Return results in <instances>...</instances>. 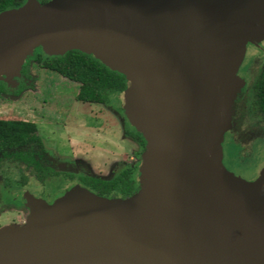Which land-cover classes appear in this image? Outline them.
Here are the masks:
<instances>
[{
	"label": "water",
	"instance_id": "1",
	"mask_svg": "<svg viewBox=\"0 0 264 264\" xmlns=\"http://www.w3.org/2000/svg\"><path fill=\"white\" fill-rule=\"evenodd\" d=\"M252 42L264 44V0H25L1 11V80L12 84L36 47L92 54L124 74L114 100L147 145L129 197L76 185L51 203L26 200L31 221L0 230V264H264V172L249 181L224 166L218 116Z\"/></svg>",
	"mask_w": 264,
	"mask_h": 264
},
{
	"label": "rangeland",
	"instance_id": "2",
	"mask_svg": "<svg viewBox=\"0 0 264 264\" xmlns=\"http://www.w3.org/2000/svg\"><path fill=\"white\" fill-rule=\"evenodd\" d=\"M44 55L47 54L41 47L34 48L30 54L26 55L23 63L27 61L28 70L33 76L31 83L33 85L16 97H2L0 115L2 117L16 116L35 122L40 141L51 152L50 154L56 158H74L98 176L108 177L113 169L124 165L130 166L134 171L140 168L142 159H138V153L142 148L125 139L121 134L120 111H118L119 105L114 100L115 93L111 95L109 105L76 100L77 83L41 65ZM257 66L264 70V59L260 60ZM258 72L259 70L256 73L259 74ZM237 88V85H233L234 91L231 95L230 90L227 91V99L232 103L240 93V89ZM244 116L246 118L243 117L244 119L239 123L242 130L248 133L255 130L263 131L262 118L250 110H247ZM262 140L257 136L250 142L252 150L249 148L251 151L245 156L247 165L234 159L237 157L235 155L231 159L232 165L245 170L244 167L252 162V158H261L264 155ZM252 170L256 175L257 167ZM259 170L264 172V167ZM10 173L17 176L13 164ZM256 179L257 177L254 180ZM11 183L15 187L10 194L7 190L4 192L5 189L0 186V230L25 226L31 221L30 210L27 209L29 207L23 208L20 201L15 199L17 197L16 182L12 180ZM45 183L42 190L47 193L46 195H50L47 201H54L63 182L47 181ZM30 191L31 193L25 194L20 200L37 201L39 199L47 202L46 199L35 197L36 190ZM65 193L59 194L57 198L63 197Z\"/></svg>",
	"mask_w": 264,
	"mask_h": 264
},
{
	"label": "flooded vegetation",
	"instance_id": "3",
	"mask_svg": "<svg viewBox=\"0 0 264 264\" xmlns=\"http://www.w3.org/2000/svg\"><path fill=\"white\" fill-rule=\"evenodd\" d=\"M264 59V44L261 43H249L247 50L245 52L244 57L240 61V65L238 68V74L241 77L242 84L237 85V89H240V93L238 97L234 100V103H231L227 106L224 111L218 116L223 120L226 131L224 133V140L222 143L223 147V156L222 161L224 166L238 176L246 179L254 181L256 177H258L262 167H264V155H262L259 159H253L252 162H249L247 167H244L243 170L241 167L232 165L231 159L237 156L236 159L239 162L247 165L245 156L246 153L251 151L250 142L255 140L256 137H260L264 142V129L261 132L252 131L247 132L242 130L239 123L240 120L246 118L244 114L247 110L255 113L264 121V109L261 107L262 100L264 98V70L260 68L258 62ZM26 65V71L23 68ZM257 70H259V74H257ZM1 80V79H0ZM33 76L30 75L28 70L27 61L21 65L20 74L17 77H14L13 83L8 84L5 81V93H3L2 97H13L19 95L23 90L28 87H32ZM24 84V88H21L18 93H15V90L18 89L21 85ZM247 103V106H246ZM104 104V103H103ZM106 105H109L108 102H105ZM224 108V107H223ZM120 123L119 128H121V134L125 139H128L130 142L137 144L140 146L141 152L138 153V159H142L141 156L145 152L147 141L144 135L137 131L130 123L128 117L123 114L122 108L118 106ZM250 116V115H249ZM244 117V118H243ZM251 150H250V149ZM15 150H21L22 152L27 153L28 155H32L34 159L38 160L40 165L44 168L49 169L50 173L46 175L42 180L37 176L36 171L33 169L32 165L24 164L18 160H16L12 152ZM43 143L34 144V145H21L16 148L9 147L5 143H0V186L4 188V192L7 190L9 194L12 191V188L15 186L11 183L12 180L16 182V198L20 201L23 208H27V204L25 201L20 200L23 198L25 194L31 193L30 190H36L37 194L35 197L43 198L49 200L50 195H46L45 191L42 188L45 186V182L47 181H61L63 182L62 187L59 189V194L66 192L70 188L78 185L87 188L80 181V176H93L99 177L102 179H111L115 175H118L122 172L127 173L134 183V190L127 196H103L107 198H126L137 192L140 188L139 182V170H132L130 166L124 165L120 166L117 169H113L110 176L101 177L93 173L90 168H86L83 163H79L74 158H56L52 154L49 153ZM71 159V160H70ZM241 163V165H242ZM14 165L17 176L15 177L11 172V165ZM232 165V166H231ZM141 166V165H140ZM257 167L256 175L252 172L253 168ZM30 187V188H28ZM39 189V190H38ZM89 189V188H87ZM90 190V189H89ZM39 191V192H38ZM92 191V190H90ZM98 194L95 191H92ZM55 196V199L59 196ZM100 195V194H98ZM48 196V197H47ZM102 196V195H101ZM12 200V197H10ZM19 198V199H18ZM54 199V200H55ZM49 203L53 201H47ZM29 209V208H27Z\"/></svg>",
	"mask_w": 264,
	"mask_h": 264
},
{
	"label": "trees",
	"instance_id": "4",
	"mask_svg": "<svg viewBox=\"0 0 264 264\" xmlns=\"http://www.w3.org/2000/svg\"><path fill=\"white\" fill-rule=\"evenodd\" d=\"M25 0H0V12L21 5ZM48 0H39L44 3ZM46 68L59 73L64 78L77 83L75 99L82 102L105 103L110 101L113 93L122 91L126 87V78L123 73L109 68L92 54L69 49L62 54L44 55L42 64ZM26 71V65L23 67ZM24 88V84L15 90V93ZM5 82L0 80V99L5 93ZM264 109V98L261 103ZM0 143L16 148L21 145L40 143L37 134V125L31 120L16 116L0 115ZM13 157L28 165H32L37 176L42 180L49 169L40 165L32 155L21 150L12 152ZM82 184L102 196H127L134 190L131 177L122 172L111 179H102L93 176H80Z\"/></svg>",
	"mask_w": 264,
	"mask_h": 264
}]
</instances>
